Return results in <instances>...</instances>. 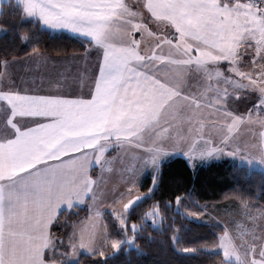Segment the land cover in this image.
Masks as SVG:
<instances>
[{
  "label": "rangeland",
  "instance_id": "374dc122",
  "mask_svg": "<svg viewBox=\"0 0 264 264\" xmlns=\"http://www.w3.org/2000/svg\"><path fill=\"white\" fill-rule=\"evenodd\" d=\"M118 14L125 17L123 12ZM131 18L133 22L119 17L111 20L101 39L106 49L93 44L82 58L86 69L91 66L96 71L104 55L107 71L103 79L111 78L112 83L101 84L100 97L106 94L105 88L111 92L113 86L117 105L100 110V125L111 118L119 132L82 143L85 152L96 154L92 170L96 197L94 204L86 205L89 221L79 227L78 243L68 256L72 262L80 254L99 253L106 247L118 250L124 242L132 245L133 238L112 240L106 235L103 214L115 212L124 225L129 211L149 193L141 190L144 181L150 178L151 192L161 165L170 158H184L193 170L229 160L264 172V56L245 51L241 60L235 49L230 52L234 43L227 25L221 45L225 52L219 53L183 39L173 29L164 28L163 22H157L159 28L153 30ZM134 24L142 29L140 44L132 43L134 36H129L128 28ZM114 27L118 29L113 33ZM147 33L154 39H144ZM109 50L117 59L111 58ZM131 55L130 68L126 60ZM59 62L55 61L53 69ZM213 64H219V69ZM112 68L126 69L127 74L108 77ZM182 202L176 204L187 217L224 227L213 251L220 252L225 261L264 263L262 210L245 205H204L194 210ZM146 220L158 226L161 217L155 209Z\"/></svg>",
  "mask_w": 264,
  "mask_h": 264
},
{
  "label": "crops",
  "instance_id": "0c3cea01",
  "mask_svg": "<svg viewBox=\"0 0 264 264\" xmlns=\"http://www.w3.org/2000/svg\"><path fill=\"white\" fill-rule=\"evenodd\" d=\"M9 1L22 7L26 19L39 20L45 29L79 37L103 49L108 45L101 39L111 20L119 17L132 21L133 15L147 28L158 30L157 22H163L164 28L173 29L183 39L219 53L225 52L221 45L227 25L228 36L234 43L230 52L235 49L241 60L245 51L264 56V12L243 1L0 0V15L2 6ZM119 12L125 17H120ZM44 13L59 20L60 25L46 22ZM137 28L135 24L129 27V36H142L141 27L139 34L135 32ZM144 37L154 39L148 33ZM109 53L113 54L112 59H117L112 51ZM84 54L55 56L37 51L3 63L0 73V264H59L54 257L57 249L52 235L54 222L63 211L95 202L92 170L96 154L85 152L82 143L85 139H100L101 135L114 136L119 129L111 124V118L100 125V110L117 105L113 96L116 89L111 86L110 92L104 87L106 94L100 97L101 84L108 81L110 85L112 79H103V72L96 76L99 69L93 71L91 66L86 69ZM80 59L82 65L77 63ZM102 60L106 66L104 55ZM55 61L60 62L53 69L52 65H57ZM126 61L131 68L133 56ZM218 65L213 64L219 69ZM121 72L127 74V70L112 68L111 72L109 69L108 77H123ZM84 224L75 227L69 253L78 243L77 233ZM224 264L257 263L226 261Z\"/></svg>",
  "mask_w": 264,
  "mask_h": 264
},
{
  "label": "trees",
  "instance_id": "16d2710c",
  "mask_svg": "<svg viewBox=\"0 0 264 264\" xmlns=\"http://www.w3.org/2000/svg\"><path fill=\"white\" fill-rule=\"evenodd\" d=\"M0 29V73L5 61L33 52L70 55L85 53L93 45L79 37L45 29L39 20L26 19L22 7L13 1L2 6ZM150 189L151 180L147 178L141 190L149 193L129 211L124 225L115 212L103 214L108 237L125 241L133 238L132 245L124 242L118 250L106 247L99 253L81 254L75 262L67 258L70 241L75 227L88 219L89 209L86 204L63 211L52 226L57 242L54 257L59 264H224L223 255L213 251L224 227L187 217L177 207V201H184L194 210L204 205H245L264 212V172L229 160L193 170L184 158H170L161 165L157 183L151 192ZM155 209L161 217L158 226L146 220Z\"/></svg>",
  "mask_w": 264,
  "mask_h": 264
},
{
  "label": "snow or ice",
  "instance_id": "6c2138e0",
  "mask_svg": "<svg viewBox=\"0 0 264 264\" xmlns=\"http://www.w3.org/2000/svg\"><path fill=\"white\" fill-rule=\"evenodd\" d=\"M29 11H31V8L29 9ZM43 11V10H42ZM44 18H45V21L46 22H49V23H54L55 26H59L60 25V21L59 20H56L54 18H52L51 16H49L47 13H44ZM135 32L137 34L140 33V30L139 29H135ZM140 39H142V36H140L139 38H137L136 36H134L132 38V42L135 43V44H138L140 42ZM36 51V50H34ZM106 71L105 67L103 64L100 65L99 67V71L97 73H95L96 76H99L101 72H104ZM126 71V69H125ZM84 75H87L86 72H83ZM121 75H123V72L120 73ZM127 78L125 77V82H126ZM17 95H19V93H17Z\"/></svg>",
  "mask_w": 264,
  "mask_h": 264
},
{
  "label": "built area",
  "instance_id": "2783aa9c",
  "mask_svg": "<svg viewBox=\"0 0 264 264\" xmlns=\"http://www.w3.org/2000/svg\"><path fill=\"white\" fill-rule=\"evenodd\" d=\"M232 1H243L246 4L253 6L260 11L264 12V0H232Z\"/></svg>",
  "mask_w": 264,
  "mask_h": 264
}]
</instances>
